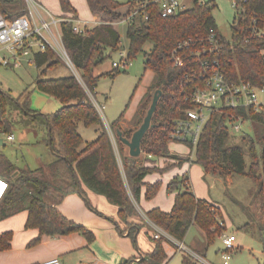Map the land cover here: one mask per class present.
Masks as SVG:
<instances>
[{
  "label": "trees",
  "instance_id": "trees-1",
  "mask_svg": "<svg viewBox=\"0 0 264 264\" xmlns=\"http://www.w3.org/2000/svg\"><path fill=\"white\" fill-rule=\"evenodd\" d=\"M87 1L91 11L99 18L95 27L85 28L84 33L77 34L72 22L62 23L65 48L83 82L74 74L63 78H43L48 68L60 62L56 51L50 47L45 52L36 53L33 59L38 68L46 66L36 80V88L63 104L59 110L47 116L51 125L50 145L57 159L47 169H20L0 153V176L9 182L8 192L0 205V220L28 211L26 228L39 230L38 236L29 242V247L39 245L45 236L73 233L83 235L88 243H92L95 240L94 233L66 217L56 206L71 193L78 192L86 196L80 183L76 182L79 176L88 189L106 197L119 208V220L125 227L122 230L119 222L117 227L122 234L128 233L137 245L136 236L149 225L145 220L142 223L130 221L137 213L135 202L140 201L144 187L147 199L151 200L158 194L162 183H146L145 179L149 174L164 171L155 165H147L145 162L151 160L149 156L174 159L175 165L194 162L200 164L207 174L224 178L248 176L256 185V196L264 199V111L229 108L214 113L204 127L193 158L180 157L172 154L169 149L176 121L185 117L186 110L195 107L190 97L195 89L204 85L205 81L198 76L202 70V59L218 60L231 80H247L264 87V37H252L249 31L254 20L259 26H264V0H249L243 4L234 16L232 36L229 39L218 28L213 14L217 3L213 0L205 4L196 2L185 11L168 17L162 16L158 3H150L145 8L148 19L140 14L128 22L127 57L129 60L134 59L143 51L146 43H152L150 51L145 52L144 65L145 70L154 72L155 79L141 103L142 113L139 112L133 121L134 128L123 131L125 137H132L143 123L154 93L162 91L152 127L142 141V153L147 155L145 162H142L141 157H132L124 152L125 144L117 134L118 130H122L120 122L124 115L111 125L117 134L116 148L99 109L88 93L91 92L93 96L97 94L100 75L95 74V68L123 47L117 25L128 18L133 9V1L130 0L126 13L119 10L120 3L117 0ZM60 2L65 14H77L70 0ZM27 13L26 0H0V14L9 20ZM211 29L223 37V48L212 56L184 58V64L176 66L173 52L178 42L193 40L192 46L185 49L183 54L191 49H201ZM120 72L113 67L111 74ZM13 100L16 99L0 87V127L6 132H11L12 123L4 117V113ZM31 103V98L27 97L22 104L27 113L34 112ZM232 114L251 122L254 135H249L251 137L247 149L240 144H229L231 133L228 121ZM79 123L97 126V139L85 143L78 131ZM84 143L85 147H82ZM187 146L191 148V145ZM246 155L250 158L249 164ZM168 191L176 192L172 210L166 212L157 207L146 212V216L182 242L189 229L197 225L205 234L208 249L226 231L221 209L197 197L186 174L172 179ZM147 235L156 246L153 253L145 255L140 262L166 264L168 255L164 243L169 241L164 237L156 239L150 233ZM261 238L264 251V225L261 227ZM12 239V231L0 234V251L11 249ZM197 252L202 254L199 250ZM129 263L130 260H124L120 264ZM182 264L196 263L185 256Z\"/></svg>",
  "mask_w": 264,
  "mask_h": 264
},
{
  "label": "rangeland",
  "instance_id": "rangeland-1",
  "mask_svg": "<svg viewBox=\"0 0 264 264\" xmlns=\"http://www.w3.org/2000/svg\"><path fill=\"white\" fill-rule=\"evenodd\" d=\"M36 1L41 2L39 0ZM117 1L120 3L119 10L126 13L129 9L130 0ZM216 3L217 8L213 12L216 23L220 32L229 39L232 36L231 25L237 10L228 0H216ZM50 12L55 16H59L52 11ZM83 12H88L85 16H90L88 10H84ZM126 23L127 21H123L119 23L120 25L118 24V29L122 33V49L113 53L111 58L95 68V73L100 75L96 88L97 94L93 96L92 93L88 91L102 115L105 126L109 129H111V125L122 115H124L122 121L127 123L129 128L134 126L133 121L136 115L139 112L142 113L140 108L145 92L155 79L154 72L145 70L144 65L145 52H149L153 46L150 42L145 44L143 51L138 53L134 59L129 60L126 69L123 68L120 73L111 74L113 62H119L121 53L127 52L128 40L124 32ZM91 25V22H89L88 26ZM4 56L10 57V54L7 52L0 53V87L3 91L7 92L11 98L16 99L7 105L4 117L12 123V131L16 139L14 141L5 140L4 145L0 147V153L4 154L20 167H48L50 165L49 163L53 161V155L47 141L49 138L47 120L38 113H27L23 109L22 104L27 97H30L32 105L35 108H41L43 112L49 113L48 115H50L59 109L62 103L52 96L45 94H42V96L40 95L41 92L36 88V80L46 66L41 69L38 68L33 62L34 55L21 56V64L17 67L14 65H3L1 61ZM58 57L60 62L56 66L48 68L43 78H63L74 74L83 82L80 73L75 68L72 69L64 58L59 55ZM41 97L44 98L41 99ZM38 99L40 100V104H38L39 102L37 103ZM41 100L43 101L41 102ZM262 100L264 101L263 97ZM1 116L2 109L0 107V117ZM132 118H134L133 121L131 120ZM128 120L131 121L129 122ZM239 123L241 124V131L239 133H236L233 128L229 126L231 133L229 144H240L247 149V146H249L248 141L251 137L249 135H254L253 127L250 121ZM97 129V126H85L83 123H79L78 125V131L84 138L85 143L97 139L99 135ZM111 131L117 141L116 132L112 129ZM3 137H5V135H3ZM85 143L82 147H85ZM185 145L184 143L173 141L171 150L183 151L185 150ZM124 152L126 155H130L129 148L126 145ZM187 156H191V153H188ZM139 157H141L142 162H145L147 155L142 153ZM149 157L151 160L145 163L147 165L156 166L160 158ZM246 160L249 164L250 158L248 155H246ZM182 165H175L172 166V168H176L179 174L186 172L184 174L188 175L190 178L196 196L219 206L226 226V231L220 237H217L215 242L208 247V249L205 234L197 225H193L189 229L184 243L193 251L199 250L202 254L197 251L195 252L210 263L223 264L222 255L224 245L222 237L224 234L235 235V248L228 251L231 256L230 263L262 264L264 251L261 238V227L264 225V199L256 196V185L254 181L250 177L244 175H233L230 176V178H224L207 174L204 168L197 163L191 166L186 165L185 168L183 167V169H181ZM3 223L4 224H1L0 228L3 227L5 230H12V220H7V222ZM18 224L16 228L20 230L21 225L20 223ZM24 231L25 229L22 227L21 232L23 233ZM147 239H149V237L144 231L141 232L137 242L138 244L139 242L144 244ZM171 245L174 247L176 246L172 243ZM169 257L172 258L169 260L168 264L182 263L181 259L183 256L179 251L175 255L171 253ZM3 260L11 262L12 255L11 257H5ZM136 264L143 263L137 262ZM144 264H151V262L147 261Z\"/></svg>",
  "mask_w": 264,
  "mask_h": 264
},
{
  "label": "built area",
  "instance_id": "built-area-1",
  "mask_svg": "<svg viewBox=\"0 0 264 264\" xmlns=\"http://www.w3.org/2000/svg\"><path fill=\"white\" fill-rule=\"evenodd\" d=\"M133 9L125 20L133 21L140 14L144 19H148L145 14V8L150 3H158L161 8L163 17L178 14L190 8L196 2L205 4L210 0H132ZM216 2V0H213ZM232 6L239 11L243 4L249 0H228ZM28 13L14 20H9L0 14V53L7 52L10 57L4 56L1 63L5 66H20L21 56L35 55L38 52H45L48 47L56 51L57 55L65 59L70 67L75 68L63 42L62 23L72 22L74 32L77 34L84 33L85 28L76 25L72 19L66 20L55 16L50 11L44 9L35 0H26ZM250 35L252 37H264V26H259L254 20L250 26ZM223 35V34H222ZM224 36V35H223ZM225 37V36H224ZM206 44L201 49L190 50L183 54L185 49L190 48L193 40L180 41L173 52V60L176 66L184 64V58H200L203 55L212 56L220 51L223 44V37L215 29H211L206 38ZM58 48V50H57ZM14 59V63L11 60ZM129 59L126 53H121L120 61H114L113 67L119 70L126 69ZM202 70L198 76L204 80V85L195 89L191 99L195 104L194 108L185 112V117L176 121L175 128L171 134L172 141L191 145V157H194L196 147L200 141L204 127L214 113L223 112L229 108L249 109L252 108L257 112L264 111V87H259L247 80L234 81L227 77L221 68L218 60L209 58L201 60ZM76 69V68H75ZM77 70V69H76ZM93 100V99H92ZM94 101V100H93ZM228 125L236 133L241 131V124L245 122L240 115L232 114L229 117ZM1 119V118H0ZM5 135V137H3ZM0 138L13 141L15 135L6 132L0 127ZM9 189V182L0 176V205ZM147 220V221H146ZM146 222L153 231L156 239L164 237L170 242L177 245L178 249L185 255L192 258L196 264H212L204 257L190 249L184 242L178 241L163 228L152 222L148 217ZM223 264H231V256L228 251L235 248V235H223ZM41 264H60L59 259H50Z\"/></svg>",
  "mask_w": 264,
  "mask_h": 264
},
{
  "label": "crops",
  "instance_id": "crops-1",
  "mask_svg": "<svg viewBox=\"0 0 264 264\" xmlns=\"http://www.w3.org/2000/svg\"><path fill=\"white\" fill-rule=\"evenodd\" d=\"M39 1L41 2L38 1L36 2L39 5H41L44 9L48 11L50 10L53 13L59 15L57 17L66 20L72 19L73 21H75L76 25H79L83 28H93L99 23L98 15L94 14L91 11L87 0H70L74 8L77 10V14L74 13L65 14L62 10L60 0H39ZM84 10H88L90 16L88 17L85 16L88 12H83ZM88 21L91 22L92 24L91 26H88L89 23ZM119 25H117V28ZM128 27H129L128 23H126V26L124 28L126 37H127ZM120 35L122 38L121 32ZM127 40H128V44H127V49H128L129 46L128 37ZM147 91L148 90H146V92ZM42 94L45 93L41 92L40 95L42 96ZM43 98L44 97H41V99ZM42 101L43 100H41V102ZM37 103L40 104L39 99ZM31 109L34 111V114L38 113L41 116H44L47 120V116L49 113L43 112L41 108H35L32 105V103H31ZM133 119L134 118H132L131 120L133 121ZM131 120L128 121L130 122ZM120 127L122 131H126L134 128V126L132 128H129L127 126V123L123 121L120 122ZM47 128L49 133V138L47 141L48 144L50 145V125L48 121H47ZM12 129H13V125H12ZM12 129H11V133L14 134ZM108 130L110 132L115 147H117V141L115 140L111 129L108 128ZM172 143L173 141L170 142L169 144V149L172 154H176L180 157H188L187 155L188 153H190V148L187 145H185L186 147L185 150L183 151H174L171 150ZM50 147L53 155L52 162H54L57 159V154L53 151L51 145ZM175 163L176 160L166 157H162L157 161L156 166L160 167L161 169H164V171L149 174L146 177L145 182L155 183L157 181H160L162 183L161 188L158 194L151 200L145 197L146 188L145 187L143 188V193L140 201L135 202L137 213L132 217L130 221H134L136 223H142V221L146 220L147 218L146 212H148L153 208L159 207L166 212L172 210L175 202L176 192H169L168 184L175 177L182 176L184 175V173H186V172H182V174H179L176 168H172V166H175ZM13 164L20 169L23 168H28L31 170H37L41 168L47 169L46 166L45 167L37 166L35 168H32L29 166L20 167L15 163ZM192 164L195 163L187 162L182 165L181 169H183V167L185 168L186 165L191 166ZM188 173L190 174L189 171ZM227 178H230V176ZM78 179L80 186L82 190L85 192L86 196L84 197L80 193L74 192L67 195L62 200V202L58 203L56 206L66 217H68L71 220H74L79 224L84 225L89 230H91L95 235V240L92 243H88L87 239L83 235L78 233H73L66 236H45L43 241L39 245L29 247V242L38 236L39 230L26 228L28 211H22L7 219L0 220V226L1 224H4L3 222H7V220H12V230H5L2 227L0 228V234L7 231L13 232L11 249L0 251V264H33V263L41 264L44 261L55 258L59 259L60 264H120L124 260H130L129 264H136L137 262H140V260L144 258L142 257V255L145 256V254L148 255L153 253L156 246L154 241H152L149 238L147 239V241L144 242V244H142V242H139L138 244L137 242V245H135L133 239L128 235V233L122 234L120 229H118L117 227V222H119L122 230L125 227L124 223H122L119 220V216H118L119 208L111 204L106 199V197L96 194L95 192L88 189L79 176ZM215 205L218 206L217 204ZM18 223H20L21 225L20 230L19 228H16L17 225H19ZM22 227L25 229L23 233L21 232ZM149 227L145 226V228L142 229L141 232L145 231L146 234L150 233L151 235H153V231ZM141 232L136 236V240H138V237L141 235ZM171 243L174 244L173 242L170 241L164 243V249L168 255V261L166 264H168L169 260H171L172 258L169 257L170 254L173 253L175 255L178 253V251L182 253L183 257L181 259V262H183L184 257L187 255H185L184 252L180 251L177 245L175 246L176 247L175 249V247L172 246ZM11 255H12L11 262L3 260L5 257H11Z\"/></svg>",
  "mask_w": 264,
  "mask_h": 264
},
{
  "label": "water",
  "instance_id": "water-1",
  "mask_svg": "<svg viewBox=\"0 0 264 264\" xmlns=\"http://www.w3.org/2000/svg\"><path fill=\"white\" fill-rule=\"evenodd\" d=\"M11 62L14 63V59H12ZM161 95H162L161 90H157L154 93L151 105L147 111L143 123L136 131H134L131 138L125 137L122 130L117 131V134L121 139V141L129 148V154L132 157H139L142 154V141L145 135L147 134V132L149 131V129L152 127V120L157 111L158 103L161 98ZM50 130H51V125H50ZM4 143H5L4 138H0V147L3 146ZM76 182L79 183L78 179H76ZM142 257L144 256L142 255Z\"/></svg>",
  "mask_w": 264,
  "mask_h": 264
}]
</instances>
